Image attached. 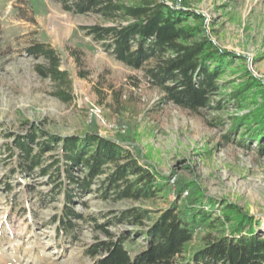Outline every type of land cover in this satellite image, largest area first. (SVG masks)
Here are the masks:
<instances>
[{
	"label": "rangeland",
	"instance_id": "rangeland-1",
	"mask_svg": "<svg viewBox=\"0 0 264 264\" xmlns=\"http://www.w3.org/2000/svg\"><path fill=\"white\" fill-rule=\"evenodd\" d=\"M157 1L202 15L210 40L235 55L209 108L198 114L163 99L144 69L115 60L86 35L81 27L96 23L94 15H72L53 0H0V264H93L84 251L104 238L97 225L114 235L132 232L127 222H117L124 210L147 211L149 220L143 223L149 224L187 197L183 187L188 185L205 196L203 209L213 217L224 205H235L264 237V137L254 139L246 126L230 130L234 117L257 104L250 100L241 109L228 97L245 70L264 84V0ZM35 44L54 50L69 87L36 72L35 66L46 61L25 51ZM93 129L141 157L166 179L161 181L165 188L150 200H119L105 189L102 175L89 193L67 202L64 192L71 182L62 161L46 175L38 168L29 174L17 171L12 148L17 136L35 132L41 142L49 135L82 136ZM58 153L59 147L46 152L43 165ZM70 172L81 178L83 170L73 166ZM207 198L213 200L211 207ZM65 206L83 217L72 240L58 233L55 222ZM204 232L196 230L195 246Z\"/></svg>",
	"mask_w": 264,
	"mask_h": 264
},
{
	"label": "trees",
	"instance_id": "trees-1",
	"mask_svg": "<svg viewBox=\"0 0 264 264\" xmlns=\"http://www.w3.org/2000/svg\"><path fill=\"white\" fill-rule=\"evenodd\" d=\"M53 1L72 15H94L96 23L81 27L85 34L115 60L132 69H144L163 99L193 114L209 108L220 76L235 57L210 40L203 16L187 8H170L157 0ZM25 51L46 61L35 66L41 77L59 80L69 87L53 49L35 44ZM63 94L57 92V96L68 100ZM228 97L241 104V109L250 100L257 104L234 117L230 130L246 126L254 139L264 137V84L245 70ZM257 99L261 104L256 103ZM38 135L29 132L13 142L17 171L29 174L38 168L46 175L49 168L62 161V171L71 182V188L64 192L67 202L75 194L89 193L94 179L102 175L105 189L113 190L119 200H150L165 188L166 182L161 181L166 179L141 163V157L130 153L119 141L101 136L96 129L82 136L49 135L41 142L36 141ZM56 147L60 153L49 155L52 162L43 165L44 154ZM73 166L82 168L81 178L71 174ZM185 188L189 191L187 197L179 204L173 202L149 224L143 223L149 220L147 211L124 210L117 222H127L132 232L114 235L104 225H97L104 238L96 239L84 253L93 264H264V237L255 233L251 216L227 204L219 217H213L211 211L203 209L205 196L189 185ZM207 204L211 207L213 200L207 198ZM82 219L81 214L65 206L55 220L60 226L58 233L72 240L76 222ZM200 227L205 232L195 246Z\"/></svg>",
	"mask_w": 264,
	"mask_h": 264
}]
</instances>
